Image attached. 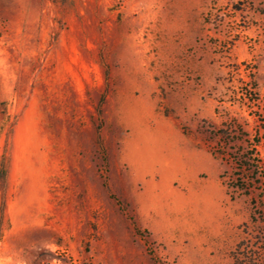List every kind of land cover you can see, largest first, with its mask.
<instances>
[{
	"label": "rangeland",
	"instance_id": "374dc122",
	"mask_svg": "<svg viewBox=\"0 0 264 264\" xmlns=\"http://www.w3.org/2000/svg\"><path fill=\"white\" fill-rule=\"evenodd\" d=\"M2 166L0 264H264V0H0Z\"/></svg>",
	"mask_w": 264,
	"mask_h": 264
},
{
	"label": "bare ground",
	"instance_id": "6f19581e",
	"mask_svg": "<svg viewBox=\"0 0 264 264\" xmlns=\"http://www.w3.org/2000/svg\"><path fill=\"white\" fill-rule=\"evenodd\" d=\"M135 120L136 121H134V124H135L134 126L136 129V135L131 142L132 153H133L132 155H133L135 162L141 166V168H142L141 172H142V174H144L146 171L152 170L157 159L163 160V158H164V156L162 155L163 147L165 146V142L167 140L166 138L168 135H167V132L165 131V128L162 127V129L155 135L154 141H155L156 146L152 147L153 152H149V147H147V148L143 147L144 143H145L144 141H146V140H144L143 133L145 131L143 132V126H142L144 123V119L137 118ZM174 156H177V155H174ZM171 160H172V158H171ZM179 171H180V165L179 166L176 165V166L172 167L171 169H168L167 173H168V175L170 173L172 175H174V174H177ZM164 187H165V184L158 185V186L155 185L154 190L161 189L164 193L165 192ZM152 192H153L152 196L154 198H162L161 193H155L154 191H152ZM201 195H202L201 197H202L203 201H205V203L207 205H209V202L211 201L210 193L208 195L204 191L203 194L201 193Z\"/></svg>",
	"mask_w": 264,
	"mask_h": 264
},
{
	"label": "trees",
	"instance_id": "16d2710c",
	"mask_svg": "<svg viewBox=\"0 0 264 264\" xmlns=\"http://www.w3.org/2000/svg\"><path fill=\"white\" fill-rule=\"evenodd\" d=\"M259 142H257L258 145ZM255 145V146H257ZM237 165V169L241 172L236 174V178L233 181L231 177V182L229 183V187L233 188L237 191H242L244 193H249L252 191L255 183H262L263 181H259L263 177L262 172V161L258 159V155L255 153V147H253V151L250 153H246V155H242L239 158L233 157ZM3 166L0 169V175L2 174ZM256 176L258 178H256ZM258 208L263 209L258 206Z\"/></svg>",
	"mask_w": 264,
	"mask_h": 264
},
{
	"label": "crops",
	"instance_id": "0c3cea01",
	"mask_svg": "<svg viewBox=\"0 0 264 264\" xmlns=\"http://www.w3.org/2000/svg\"><path fill=\"white\" fill-rule=\"evenodd\" d=\"M194 164V163H193ZM198 165H196L197 167H200V166H202L200 163H197ZM197 170V169H196Z\"/></svg>",
	"mask_w": 264,
	"mask_h": 264
}]
</instances>
